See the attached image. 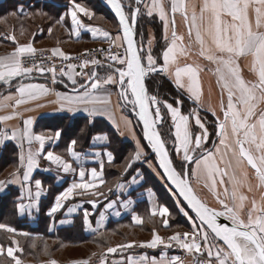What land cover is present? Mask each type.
<instances>
[{"label":"snow or ice","instance_id":"obj_1","mask_svg":"<svg viewBox=\"0 0 264 264\" xmlns=\"http://www.w3.org/2000/svg\"><path fill=\"white\" fill-rule=\"evenodd\" d=\"M71 7L67 12L55 20L57 24H63L67 17H70V35L79 36L81 29L91 32L92 36L102 37L104 42L120 48H125V54L113 52L112 47L104 52L103 63L100 60H85L79 65L68 63L61 66L57 71L55 65L44 66V59L37 62L38 50L32 42L20 44L14 34L5 37L15 45L13 51L0 57V83L9 89L8 94L0 92V111L11 110L10 115L0 116V124L7 125V122L20 117L18 109L52 93L45 84L25 82L31 81L32 74L38 73L44 76L51 74V83H64L58 80L59 77H66L71 85L70 92L56 93L59 107L58 112L76 114L86 113L92 123L97 116L107 117L119 131L112 109V92L109 85L118 87L117 105L118 109L131 107L132 112L142 123L144 139L148 142L157 158L159 169L150 160H146L148 167L161 178L166 177L167 183L171 185L170 191L173 196L178 193L183 198L188 208L195 216H190L184 208L180 211L191 222V231L183 233L176 232L166 239L153 230L152 239L149 242L141 243L139 247L155 249L159 245L165 248L179 246L186 254L191 255L194 264H264V0H131L126 6L130 14L125 13L123 0H107L122 29V36H112L108 31H102L98 27H89L83 23L81 14L92 19L94 13L88 8L70 0ZM179 14L184 26L185 33H178L176 16ZM11 15H25L21 8L19 12ZM34 15H47L42 11ZM139 15H146L152 18L158 16L162 22L165 40V49L160 57L152 52L153 39L143 43V33H140L141 42L134 38L135 29ZM169 30L171 39L169 40ZM49 34L52 28L48 29ZM23 34V32H21ZM116 41H122L116 44ZM187 41V43H185ZM195 55L208 62V66L201 65L192 59L193 49ZM59 57L62 61L73 59L63 52L59 47L51 49V56L47 59ZM185 62L181 64V60ZM162 60V63L158 61ZM92 65L94 67H106L107 73L100 76L98 71L86 72L85 69ZM214 66V67H211ZM246 66L250 78L244 75ZM67 69V71L65 70ZM79 69V71H77ZM211 72L216 78V86L219 89V115L212 108L211 103L205 105L203 102V86L201 73L205 70ZM163 75L175 85L177 90H184L188 98L198 106L188 114L181 111L180 105L183 101L176 99V106L167 101H161L156 94H150L146 86V79ZM77 77L81 80L78 81ZM13 81H16L15 91L12 92ZM211 95V89H209ZM161 105L170 114L172 130V147H167L166 141L159 130L164 122ZM199 107H206L211 111L215 119L214 135L218 142H213L214 150L206 149L204 145L209 140V130L206 122L200 115ZM31 111L33 109H26ZM125 126L131 121L121 116ZM33 118L22 120V128L8 130L7 127L0 128V145L6 141H15L20 148L19 165L11 178L7 181H0V191H3L9 184L19 183L26 193L30 203L25 204L24 193L18 198L16 208L20 214L29 212L36 207L43 192V184L39 179L32 180L35 169L39 168V159L55 165L57 170L64 173L76 172L72 164L61 155L49 150L45 153L47 142H58L62 132L57 130L52 134H37L32 130ZM85 129H81L83 133ZM135 139V136L133 135ZM94 141H106L107 135H96ZM33 145H37L35 148ZM77 140L71 139L67 147V153L73 160H80L76 152ZM175 152L181 161V170L173 166L174 161L171 153ZM96 156L101 154L97 152ZM109 164L114 160L111 151L105 153ZM143 152L137 140V151L133 161H138ZM132 167V163L126 165V170ZM104 162L100 164V172L91 169V179L86 180L84 168L79 170V183H72L61 194L55 198V204L47 212L49 217L63 207V202L73 197L74 193L84 195L90 190L98 188L103 184L102 172ZM21 169L23 170L21 172ZM48 171L49 169H44ZM143 179L139 171L132 178V183H137V178ZM190 180L197 185L203 184L211 192L220 205V210L210 207L202 200L194 190ZM99 182V184L97 183ZM33 184L34 189L33 191ZM123 189L125 185H117ZM218 189H222L218 191ZM252 194L249 196L245 193ZM77 190H80L77 193ZM93 196L96 192H91ZM103 195V193H99ZM132 202L123 205L128 207ZM181 201L177 198V205ZM92 207L98 205L95 200L91 201ZM114 205L110 202L107 208ZM75 211L69 208L68 212ZM30 214V213H29ZM90 213L85 210L84 224L91 229L89 222ZM151 217L162 218V224L168 227L170 215L169 209L164 206L151 209ZM229 221L228 224L218 222L219 218ZM104 213H100L98 224L102 226ZM133 222L137 225L144 223L143 218L134 214ZM198 222V223H197ZM65 223V221H61ZM0 230L13 236H28L27 232H17L12 226L0 223ZM96 231V229H91ZM11 244L5 248L0 245V257L10 259L11 264H22L15 253L22 252L17 240L12 239ZM133 243H124L116 247H108L107 254H114L118 249L133 248ZM93 255H96L93 253ZM202 257V259H201ZM50 264H57L51 260ZM78 264H90L85 260ZM101 264H107L106 258L101 259ZM113 264H185L180 256L166 258L161 256L159 262L155 258L149 259L141 256L135 259L129 255L120 261H113Z\"/></svg>","mask_w":264,"mask_h":264},{"label":"crops","instance_id":"obj_2","mask_svg":"<svg viewBox=\"0 0 264 264\" xmlns=\"http://www.w3.org/2000/svg\"><path fill=\"white\" fill-rule=\"evenodd\" d=\"M76 2L94 13L92 19H88L81 14L80 18L85 25L94 28L98 27L102 31H108L113 37L117 34L121 35L118 25L117 27H114L109 19H105L104 17L97 15L94 10L85 4L84 0H76ZM194 2L199 3L200 0H194ZM70 7V0H0V57L6 56L13 51L15 45L11 40L5 38L12 34L16 36V40L20 44L32 42L36 49L49 51L53 48L59 47L66 54H75L96 46L109 44L104 42L102 37L97 36L94 38L91 32L86 29H81L79 36L70 35V17H67L63 24L55 23V20L58 19L60 15L65 14ZM21 8L23 9L25 15H11L13 12L18 13ZM39 11L47 13V15H34V13ZM153 17L158 20L162 27L161 41L163 43V48L159 54L160 57L166 44L163 39L164 30L162 22L159 20L158 16L154 15ZM176 22L178 33H185L186 28L179 14L176 16ZM50 27L52 28L51 35L48 32ZM21 32H23V34H21ZM151 38H154V44V33L151 29H148L147 41ZM170 39L171 30H169V40ZM120 43H122V41H116V44ZM185 43H187V41H185ZM195 53L196 48L193 49L192 59L188 60L187 63H193V61H195L201 65L208 66V62L204 61L203 58H198ZM184 62L185 61L182 59L181 64ZM160 63H162V60H160ZM92 70L98 71L100 76H104L108 71L106 67L89 66L85 69L86 72H90ZM77 71H79V69H77ZM244 75L246 78H250L246 66L244 67ZM32 77L31 81L25 82L45 84L52 89V93L22 106L18 109L20 117L7 122V125L0 124V128L7 127L8 130L13 128L20 129L22 128V120L31 117L34 120L32 125L34 133L52 134L57 130H61V139L55 143L47 142L45 144L44 151L46 153L47 151L52 150L56 154L61 155L65 160L72 164L73 168L76 169V172L64 173L62 170L58 171L55 165H51L49 161L41 157L39 159V168L35 169L32 175L33 181L36 179L42 181L44 189L40 200L35 202L37 206L33 207L25 214H20L18 212L16 204L19 202L18 198L22 193L25 195L23 203H30V201L26 198V193L21 188L19 183L9 184L3 191H0V200L1 197L7 195L9 192V194L14 195L12 204L14 206L15 215L32 229L37 228L39 221H50L48 225V233L50 235L54 234L61 228H67L69 233L72 234L73 229L78 228L79 230L77 231V235L69 238L70 242L77 243L82 239V237L90 238L96 235L101 236L105 235L107 232H112L114 234V230L119 229L121 232L120 234H123L124 236V238L122 236L119 239L120 244H134L133 248L124 250L118 249L116 253L107 254V256L104 257L107 248L111 247V245H106L105 249L101 252H93L96 255L91 253V256L86 255L84 260L79 259L77 261L68 262V264H78V262L85 260L90 261V264H101L102 258H106L107 264H113V261L123 260L129 255L133 256L135 259H139L141 256H147L149 259L155 258L158 262L162 255L166 258L180 256L185 260V264H193V257L186 254L175 244L172 248H165L163 245H159L155 249L139 247L141 243L149 242L152 239L153 230L157 231L158 234L165 239L178 232V230L175 229L171 231L169 228V221L168 227L165 228L161 222L162 218L160 217H153L158 218L159 221H144L141 225H137L133 222L132 217L134 214L140 215L144 220V217L142 216L143 211L146 213L147 210V213L151 217L150 213L152 208L164 205L159 203L158 192L155 188H145L146 180L142 172L145 169L141 165L143 160L146 158L145 155L142 156L140 160L133 161V157L137 151V140L143 148V152L145 149L140 139L136 124L130 116L131 110L129 107L123 109H118L116 107L118 99L117 93L119 90L118 87L116 85L108 86L113 93L111 96L112 109L114 118L117 124H119V131H117L116 125H114L105 116H97L94 118L92 123H89L90 118L86 113L79 112L73 115L67 112L57 111L59 105L56 93H68L71 89L70 84L67 88L64 86L66 83H69L66 77H58L57 79L63 80L64 83L56 84L50 83L46 77ZM165 78L169 80L167 77ZM201 79L204 92L202 98L203 102L205 105L210 102L212 108H214L219 115L218 105L220 96L219 89L216 86V78L206 69L203 73H201ZM77 80L80 81L81 78L77 77ZM170 82L173 84L172 81ZM15 84L16 81H13V88L11 89L12 92L15 91ZM173 86L175 85L173 84ZM209 89H211V95H209ZM179 91L187 97V99H189L188 94L184 90ZM0 92L8 94L9 89L6 85L0 83ZM189 102L193 107H198L193 100L189 99ZM26 109L33 110L28 111ZM199 111L204 121H206L205 116H211L215 122L216 118L212 115L211 111L207 110L206 107H199ZM10 114H12L11 110L0 111V116ZM121 116L130 120L131 124L129 126H125L124 121L121 120ZM54 120H59L61 122L53 123ZM72 125H76L75 128L78 127L77 129L79 131L75 137L73 136L74 133L66 137L63 132L66 129H69ZM170 126L172 130L171 117ZM81 129H85V131L82 133ZM96 135H107L108 139L106 141L96 142L93 139ZM133 135L135 136V139L133 138ZM213 136V140L218 142V138L215 135ZM171 137L173 140L174 136L171 135ZM212 138L209 136L208 142L204 145L206 149L208 148L209 143H211ZM71 139L77 140L75 150L81 157L79 161L73 160V158L67 153V147L69 146ZM210 145H212V143ZM36 146L37 145H33L34 148ZM122 150L124 153L122 154V157L118 159L116 153ZM210 150H214V148L212 147ZM107 151H111L114 155V160L111 164L107 162V157L105 155ZM97 152L101 154L99 157L95 155ZM19 154L20 148L15 141H6L4 144L0 145V181L9 180L12 173L17 170L19 165ZM102 161L104 162L102 172V179L104 183L84 195L74 193L72 198L63 202V207L58 212L53 214L52 217H49L47 212L54 206L56 196L70 187L72 183L80 182V168L85 169V179L90 180L91 169L95 168L98 172H100V164ZM130 162L132 163L131 172L129 171L130 168L126 170V165ZM145 165L146 164L143 163V166ZM44 169L49 170L45 171ZM22 171L23 170L21 169V172ZM137 171H139L142 177L144 176V179L136 177L138 182L133 184L131 181L132 178L136 176ZM190 181L194 190L202 200H204L210 207L220 210V205L217 203L215 196L209 192L207 188H204L203 184L197 185L194 181ZM97 183L99 184V182ZM119 184H123L125 187L123 189H119L117 187ZM33 191H35L34 184ZM79 191L80 190H77V193ZM218 191L222 192V189H218ZM244 191L249 196L252 195L247 193L246 189ZM91 192H96L97 195L93 196ZM99 193H103V195H100ZM93 200H95L98 205L96 208L92 207L91 201ZM129 201L132 203L129 204L127 208L124 207L123 205L127 204ZM110 202H112L114 206L112 208H107V205ZM69 208H74L75 211L69 213ZM85 210L90 213L89 222L91 224V229H96V231H92L84 224ZM101 212L104 213L102 226L97 223V221L100 220ZM165 218L167 219V217ZM61 221H65V223H61ZM110 225H114V228L111 229ZM146 226L147 229H145ZM131 229L137 231V233H135V236L131 238L132 241H129L131 236L128 234ZM185 230L190 231L191 226L189 225V227L185 228ZM185 230L183 229L179 231V233ZM21 232L29 233L28 236H24L25 238L39 239L43 237V234L39 232ZM12 246L15 247L14 245ZM22 264L31 263L22 262Z\"/></svg>","mask_w":264,"mask_h":264},{"label":"trees","instance_id":"obj_3","mask_svg":"<svg viewBox=\"0 0 264 264\" xmlns=\"http://www.w3.org/2000/svg\"><path fill=\"white\" fill-rule=\"evenodd\" d=\"M84 1H85V4H87L92 10H94L97 15H100V16L104 17L105 19H109L117 27V23L114 20V18L110 15V13L106 9H104L102 7L101 3L98 0H84ZM140 28H142L143 34H145L144 38L146 40H147V30L151 29L153 31L154 36H155V43H154V45L152 47V49H153L152 52H153L154 56L159 57V54H160V52H161V50L163 48V43L161 41V29H162L161 24L158 22V20L155 17H152V19L146 18L145 16L143 18H140V15H139L138 20H137V28H136L138 44H139V39H140L139 38ZM81 52H83V51H81ZM78 53H80V52H78ZM158 62L160 63V60ZM146 86L148 88L149 93L150 94H156L158 96V99H160V100H162V98L164 99L165 95H166L165 99H169V100H165L164 99L162 101H167V102L173 104V102H171V101L172 100L176 101V99L179 98L185 104H189L190 105V102L186 99L187 97H185L180 91H177L174 88L173 84H171V82L169 80H167L164 76H158V77L154 76V77L148 78L146 80ZM187 107L188 106L184 105V107L182 108V112L183 113H186L185 112L186 111L185 108H187ZM129 109L131 110L130 107H129ZM130 116H131V118L133 119V121L136 124V127H137L138 132H139V136H140V139H141V141L143 143L144 148H146V150L149 151L148 148L146 147V145L144 144L143 140H142V135H141V130H140L139 124L137 123L135 117L131 113H130ZM59 122H61V121H59V120H54L53 121V123H59ZM164 122H165V120H164ZM163 124H161V126H159V130L161 131V135H162V137L164 139H166L165 136L167 135L168 139L171 141L172 140V137H171V126L168 125L169 124L168 122H167V124H165V127L162 126ZM75 126L76 125H72L71 127H69V129H66L63 132L66 137L72 135L73 133H74L73 136L74 137L76 136V134H77V132L79 130L77 129L78 127L75 128ZM162 127L164 129H162ZM163 132L166 133V135H164ZM88 134H89V132H88ZM84 138H85V136H84ZM111 139L113 140L112 137H111ZM167 147H168V145H167ZM168 148L170 149V147H168ZM123 153H124L123 150L122 151H118L116 153V156L118 157V159L120 157H122ZM176 165L177 164L174 161L175 168L178 171H180V169ZM145 174H146V177H145L146 182L148 184H150L151 188H155V190L158 192V201H159V203H161L165 207H167L169 209L170 215H172V217L170 216V218L168 219L169 226H170L169 228L171 229V231H173V230H175V229H177L179 227L184 228V229L187 228V225L185 224V221H183L181 219L180 213H178V212L176 213L175 212L176 209L173 207V199L171 197V194L166 189V187L161 185V183L157 179H155V177L153 175H151L149 172H145ZM9 193L7 195L1 197V200H0V221H4L3 223L10 224L13 228H15L17 231H20V232L21 231H31V232L42 233L43 237L39 238L37 240H44L46 238L47 239H54V235H50L47 232V226H48V222L49 221H39L37 228L36 229H32V228L28 227L25 224L24 221H21L15 215L14 206L12 204V199H13L14 195L9 194ZM180 205L187 211V209L182 204V202L180 203ZM173 210H175V211H173ZM173 212L175 214H173ZM173 215H174V217H173ZM189 215L193 216L191 213H189ZM142 216L144 217V221H159L158 218L150 217L149 214L147 213V210H146V213L143 211ZM79 220H80V218H79ZM110 226H111V229L114 228L113 227L114 225H110ZM109 229H110V227H109ZM145 229H147V226L145 227ZM78 230H79L78 228H74L73 231H72V234L69 233V231L67 230V233H66L65 236H66V239H67L68 243L71 244V246H78V245L88 244V245H90L89 247H91L92 245H96V244L99 245V242H102L103 244L101 246L104 247L105 240L103 238V235H101V236H99V235L97 236L96 235V236H93V237H90V238L82 237V239L80 241H78L77 243L70 242L69 238H72L73 236L77 235V231ZM118 231H119V233H118ZM109 233H112V232H109ZM120 233L121 232H120L119 229L118 230L117 229L114 230V234H116L119 237H122L123 234H120ZM58 236L62 237L61 232L58 233ZM123 238H124V236H123ZM24 239L29 241V240H32L33 238H24ZM106 245H110V244H106ZM84 247H86V246H83L82 249H84ZM95 251H97V250L91 249V251L89 253L91 254V253H93Z\"/></svg>","mask_w":264,"mask_h":264},{"label":"rangeland","instance_id":"obj_4","mask_svg":"<svg viewBox=\"0 0 264 264\" xmlns=\"http://www.w3.org/2000/svg\"><path fill=\"white\" fill-rule=\"evenodd\" d=\"M123 2L125 4V12L127 14H130V11L132 9H129L126 5L129 2H131V0H123ZM144 16L146 18H148L146 15H140V18H143ZM149 19H152V18H149ZM112 25L115 27L113 22H112ZM140 33H143L142 28H140V31H139V38H140L139 43L141 42ZM144 37H145V34H143V43L146 46L147 40ZM158 76H160V75H157V77ZM165 98H166V95L164 96V99ZM164 99L162 98V100H164ZM165 100H169V99H165ZM171 102H173V105L176 106V101L172 100ZM184 105L188 106L186 108V112L187 113L191 112V109H190L191 106L189 104H185L184 102L182 103V105H180L181 111H182V108L184 107ZM169 115L170 114L165 115V122L162 126L165 127V124H167V122L169 123L168 125H170V116ZM162 129H164V128L162 127ZM163 134L166 135V133H164V132H163ZM165 138H166L165 140L168 141V144H167L168 147L171 148L172 145H171V141L168 139V136L166 135ZM144 149H145L144 153L146 154L145 155L146 158L143 160V162L141 164L142 167L145 169L144 171H142L144 176L146 177L145 172H149L151 175H153L155 177V179H157L161 183V185L166 187V184L162 180L161 176H158L155 172H153L152 169L148 167L147 163H145L146 160H150L152 162V164L157 167V170H158L157 162L154 158V155L150 151H147L146 148H144ZM175 162L177 164L176 166L181 170V161H180L179 157H178V161H175ZM143 163L146 165L143 166ZM131 170H132V168H130L129 171L131 172ZM144 176H143V179H144ZM145 188L150 189L151 188L150 184H148L146 182ZM166 189L171 194V197L173 199V207L176 209V211L175 210H173V211H175L176 213L177 212L180 213L181 219L183 221H187L185 223H186L187 228H188L189 225L191 226V222L180 211V208L182 206L177 205V197L173 196L172 192L167 187H166ZM173 214H175V213L173 212ZM170 216L172 217V215H169V216H167V219H169ZM173 217H174V215H173ZM3 222L4 221H0V223H3ZM49 222H48V225H49ZM3 224L11 226L8 223H3ZM183 229L184 228L179 227L176 230H178V232H179ZM186 231L187 230L182 231L181 233L186 232ZM17 232H20V231H17ZM47 232H48V226H47ZM59 232H61L62 237L58 236ZM66 233H67V228H61V229L57 230L54 234H52V235H54V239H47V238L44 240L32 239V240L27 241L24 239L25 238L24 236H20V235L13 236L11 234L5 233L2 230H0V245H3L5 248H7L8 246H12V244H11L12 239L17 240L19 243V246L22 248L23 251L16 253V256L19 259H21L22 262H27V263H31V264H50L51 260H55L57 262V264H68V262H73L75 260L76 261L79 259L84 260L86 255L91 256V254L89 253L91 251V249L101 252L103 249H105L104 247L106 246V244H110L111 247L117 246L116 244H120L119 239L121 238V237L117 236L116 234H112V233L107 232L105 234V236L103 235V238L105 240L104 247L101 246L103 244L102 242H99L100 246L97 244L92 245L91 247H89L90 245H88V244L71 246V244H69L67 239H66V236H65ZM135 233H137V231L132 230V229L130 230V233L128 234L129 236H131L129 241H132L131 238L133 236H135ZM83 246H86V247H84V249H82ZM0 264H11V262H10V259H5L3 257H0Z\"/></svg>","mask_w":264,"mask_h":264},{"label":"built area","instance_id":"obj_5","mask_svg":"<svg viewBox=\"0 0 264 264\" xmlns=\"http://www.w3.org/2000/svg\"><path fill=\"white\" fill-rule=\"evenodd\" d=\"M109 47H112L113 52H119L121 55L125 54V48L124 47L117 48V47H114V46L108 44V45L96 46V47L90 48V49L85 50V51L80 52V53L68 54L71 57H73V59H71L69 61H62V59L59 57L47 59L48 57L51 56V51H49V50H45L43 52L38 51L36 60H37V62H40L41 59H44V66L46 68L55 65L57 67V71L59 70V68L61 66H64L68 63H73V64L79 65L80 63H82L85 60L90 61L92 59H96V60L102 61L103 63H106L104 61L105 53L101 52L99 50L100 49L107 50ZM89 66H92V65H89ZM65 70L67 71L66 68H65ZM32 76L46 77L47 80L51 83V74L46 73L44 76H41L38 73L34 72L32 74ZM58 77L59 76H57V78ZM201 259H202V257H201ZM193 264H194V260H193Z\"/></svg>","mask_w":264,"mask_h":264},{"label":"water","instance_id":"obj_6","mask_svg":"<svg viewBox=\"0 0 264 264\" xmlns=\"http://www.w3.org/2000/svg\"><path fill=\"white\" fill-rule=\"evenodd\" d=\"M99 1H100V3H101L102 7H103L104 9H106V10L110 13V15L114 18V20L116 21V23H117V25H118V27H119V30H120V32H121V36H122V29L120 28V25H119V19H118V17H116L114 11L111 9V6L107 3V0H99ZM125 13H126V12H125ZM126 15H127V13H126ZM137 20H138V19H137ZM136 28H137V25H136ZM135 32H136V29H135ZM134 38H135L136 41L138 42V39H137V32H136V35H135ZM138 45H139V44H138ZM124 48H126V43L124 44ZM146 80H147V79H146ZM131 114L135 117L137 123H138L139 126H140L141 135H142V140H143L144 144L146 145V147L148 148V150L154 155V158H155V160H156V162H157V158H156V156H155V153L152 152L151 147L148 145V142H147V141L144 139V137H143L142 123L138 121V118H137V116L135 115L134 112L131 111ZM214 141H215V140H213V142H214ZM213 142H212V145H211V147H210L209 149H211V148L213 147ZM157 166H158V163H157ZM173 166H174V165H173ZM174 167H175V166H174ZM158 171L162 174V169H159V167H158ZM177 171H178V170H177ZM162 179H163L164 183L166 184V187H167L168 189H170L171 185H170L169 183H167V181H166V177H165V178H162ZM189 182L191 183V181H189ZM176 197L179 198V200H180V201L182 202V204L185 206V208L187 209V211H188L189 213H191L193 216H195V213H193V212L191 211V209L188 208L186 202L183 201V198H182V197H179V196H178V193H177ZM218 222L223 223V224H228V223H229V221L224 220L223 217H220L219 220H218Z\"/></svg>","mask_w":264,"mask_h":264},{"label":"flooded vegetation","instance_id":"obj_7","mask_svg":"<svg viewBox=\"0 0 264 264\" xmlns=\"http://www.w3.org/2000/svg\"><path fill=\"white\" fill-rule=\"evenodd\" d=\"M139 17V16H138ZM174 88L177 90V88L174 86ZM177 91H179V90H177ZM187 99V98H186ZM188 101H189V99H187ZM162 101V100H161ZM191 105V104H190ZM193 108H196V107H193L192 105H191V111L193 110ZM161 109H162V114L164 115V120H165V115L167 114V112H166V109H164L163 108V106L161 105ZM186 109V108H185ZM186 112V111H185ZM185 114H188L187 112L185 113ZM205 118H206V127L208 128V130H209V133H210V137L212 138V137H214L213 135H214V128H215V123H214V120H213V118L211 117V116H205ZM164 123V122H163ZM162 123V124H163ZM161 126V125H160ZM212 141H213V138L211 139V143H212ZM211 143H209V146H208V148L207 149H209L210 148V144ZM171 149V148H170ZM171 156H172V158H173V160L174 161H178V157H177V155L175 154V152H172L171 153Z\"/></svg>","mask_w":264,"mask_h":264}]
</instances>
